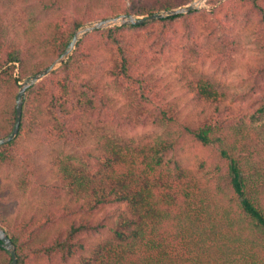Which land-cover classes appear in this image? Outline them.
Masks as SVG:
<instances>
[{"label":"trees","instance_id":"trees-1","mask_svg":"<svg viewBox=\"0 0 264 264\" xmlns=\"http://www.w3.org/2000/svg\"><path fill=\"white\" fill-rule=\"evenodd\" d=\"M10 1L0 0V138L18 82L76 28L191 0H32L28 23L8 30ZM218 1L90 31L26 89L18 133L0 144V227L17 264H264V0ZM246 36L249 83L230 91L216 72ZM10 259L0 245V264Z\"/></svg>","mask_w":264,"mask_h":264},{"label":"water","instance_id":"water-1","mask_svg":"<svg viewBox=\"0 0 264 264\" xmlns=\"http://www.w3.org/2000/svg\"><path fill=\"white\" fill-rule=\"evenodd\" d=\"M199 4H196L195 0L188 2L185 5H181L174 8L157 10L149 14L145 15H133V14H118L113 17H106L97 19L91 22H87L78 28H76L72 34L71 39L66 44L64 50L60 53V55L55 58L48 66L42 68L34 74L28 75L24 77L22 80L18 82L19 87L15 96V120L13 127L9 134L0 138V144L6 143L13 138L16 137L22 116V107L25 97V92L28 87L38 82L40 79L57 69L63 62H65L70 54L72 53L76 43L78 40L86 33L96 30L103 29L111 26L117 25H139L143 22H148L157 18L174 16L181 13H186L190 10H194L198 8ZM0 245L5 248L10 254V261L8 264H17V254L16 247L12 240L9 238L7 233L4 231L2 227H0Z\"/></svg>","mask_w":264,"mask_h":264},{"label":"rangeland","instance_id":"rangeland-1","mask_svg":"<svg viewBox=\"0 0 264 264\" xmlns=\"http://www.w3.org/2000/svg\"><path fill=\"white\" fill-rule=\"evenodd\" d=\"M5 1V0H4ZM192 1V0H191ZM197 1V0H196ZM219 0L217 3H219ZM13 6L11 5L10 1V10L8 11V30H21V26L28 23V17L32 14V9L30 8V4L32 3V0H12ZM198 8H208L211 5L209 4L208 0H199L198 1ZM197 8V9H198ZM255 50L253 48V44L249 40V36L244 37L243 39V45L241 47L240 53L237 55L235 63L233 67L226 72H216V77L221 79L225 86L230 91H242L246 88V85L249 83V73H248V67L251 65L255 60ZM205 69H209L207 66ZM177 95H179L180 101H182V104L187 105L190 101L187 100V97L182 96V92L179 89H175L174 91ZM182 96V97H180ZM232 100V99H231ZM238 101V99H236ZM230 105H236L237 102H232L230 100L227 101ZM190 104V103H189ZM188 104V105H189ZM247 106V105H246ZM245 106V107H246ZM260 125L259 122L255 121L253 124V128H258ZM251 129V133H252ZM254 131V130H253ZM142 132H145V137L147 138H154L156 136V129L152 130H145V131H138L134 134H141ZM254 133L259 136L255 131ZM188 157L190 158L191 163L195 160V149H187ZM75 259V260H74ZM70 264H85L82 258L76 257L74 258Z\"/></svg>","mask_w":264,"mask_h":264},{"label":"bare ground","instance_id":"bare-ground-1","mask_svg":"<svg viewBox=\"0 0 264 264\" xmlns=\"http://www.w3.org/2000/svg\"><path fill=\"white\" fill-rule=\"evenodd\" d=\"M195 1H196V0H195ZM198 1H199V0L196 1V4H198Z\"/></svg>","mask_w":264,"mask_h":264}]
</instances>
